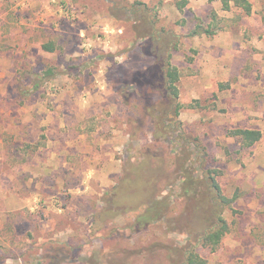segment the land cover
Wrapping results in <instances>:
<instances>
[{
	"label": "rangeland",
	"instance_id": "rangeland-1",
	"mask_svg": "<svg viewBox=\"0 0 264 264\" xmlns=\"http://www.w3.org/2000/svg\"><path fill=\"white\" fill-rule=\"evenodd\" d=\"M222 1L0 0V264H169V248L195 242L187 231L99 212L129 163L148 160L169 194L178 156L236 197L199 257L264 264V0ZM168 61L180 130L156 142L141 99L159 91L126 82ZM236 129L261 139L244 149Z\"/></svg>",
	"mask_w": 264,
	"mask_h": 264
},
{
	"label": "trees",
	"instance_id": "trees-1",
	"mask_svg": "<svg viewBox=\"0 0 264 264\" xmlns=\"http://www.w3.org/2000/svg\"><path fill=\"white\" fill-rule=\"evenodd\" d=\"M222 2L227 9L228 2ZM238 2L247 12L250 11V5L246 1ZM141 6V3H136L127 10L133 13L132 9L137 10ZM200 33L195 30L191 36ZM149 40L157 39L150 35ZM43 48L53 50L52 45H45ZM178 78L177 69L169 61L163 66L154 62L145 70L134 72L126 82L127 85L159 91L158 102H153L149 95H144L141 99L143 112L152 120L153 138L156 142L168 140L180 130V124L176 121L182 108L178 102ZM228 134L240 140L244 149L251 148L261 139V133L256 130L236 129ZM177 138L183 139L180 133ZM174 163L178 172V184L167 195H163L158 188L148 160L125 165L123 178L110 195L106 196L105 207L99 212V217L100 220H113L118 216L133 214L131 227L138 232L156 223L166 225L171 232L183 229L195 242L180 248H169V264H205L196 253V247L217 248L229 231L223 213L235 202L236 197L228 198L222 193L215 178L216 171L206 170L195 175L186 166V158L178 156ZM172 198L182 201L181 209L178 210L172 204ZM65 248L71 251L69 246L65 245Z\"/></svg>",
	"mask_w": 264,
	"mask_h": 264
}]
</instances>
